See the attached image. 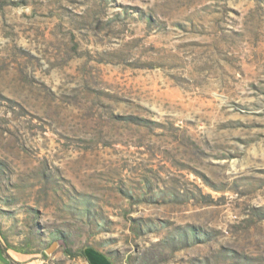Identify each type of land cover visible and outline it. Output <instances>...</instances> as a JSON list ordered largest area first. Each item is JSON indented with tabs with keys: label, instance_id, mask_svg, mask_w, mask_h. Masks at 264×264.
Segmentation results:
<instances>
[{
	"label": "rangeland",
	"instance_id": "rangeland-1",
	"mask_svg": "<svg viewBox=\"0 0 264 264\" xmlns=\"http://www.w3.org/2000/svg\"><path fill=\"white\" fill-rule=\"evenodd\" d=\"M264 264V0H0V264Z\"/></svg>",
	"mask_w": 264,
	"mask_h": 264
},
{
	"label": "crops",
	"instance_id": "crops-1",
	"mask_svg": "<svg viewBox=\"0 0 264 264\" xmlns=\"http://www.w3.org/2000/svg\"><path fill=\"white\" fill-rule=\"evenodd\" d=\"M89 256L93 264H111L110 261L106 257L100 254L89 253Z\"/></svg>",
	"mask_w": 264,
	"mask_h": 264
}]
</instances>
